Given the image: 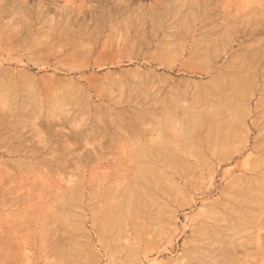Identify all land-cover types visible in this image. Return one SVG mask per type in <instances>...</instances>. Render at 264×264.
<instances>
[{
    "label": "rangeland",
    "instance_id": "obj_1",
    "mask_svg": "<svg viewBox=\"0 0 264 264\" xmlns=\"http://www.w3.org/2000/svg\"><path fill=\"white\" fill-rule=\"evenodd\" d=\"M81 1L74 0L77 5ZM140 1L134 3L135 8L141 4V9L145 6L150 11L153 3H159L153 12L167 10L162 28H159L162 24L154 27L155 34L147 36V45L144 41V46L138 36L152 26L149 19L145 29L141 27L143 20L136 16H132L133 20L127 17L128 20L121 23H102L105 26L94 35L96 39L93 37L90 41L84 39L87 35L83 36V43L95 45L96 51L92 60L87 61L90 63L87 67L80 68L82 64L86 66V60L78 61V66L75 63L80 68L78 71L69 59L62 60L67 47L65 41H69L72 34L64 32L62 42L53 41L58 23L52 19L61 22L55 8L50 9L52 15L48 18L43 15L33 18L32 26L21 20L11 22L8 18L0 23V64L3 66L0 68L9 67L14 73L25 69L37 77L39 83H48L50 78L55 83L40 91L42 102L39 101L35 109L42 113L37 121L45 128L43 113L51 111L58 118L63 117L58 121L60 126L56 123L57 129L63 127L60 130L70 132L69 128L73 127L74 132L80 131L82 137H87L80 141V135L77 138L73 131L69 133L70 140L75 139L72 144H77L73 152L78 154L67 158L70 163L66 159L65 170L57 171L49 170L46 163L38 162L26 152H9L11 148L2 146L4 135H1L0 264H264V57L249 55L246 51L248 46L264 45V33L257 34L263 36L260 43L254 38H244L239 30L251 28L257 19L264 21L263 15L254 14L258 8L264 11L261 7L264 0H201V9L207 6V14H216L212 15L215 21L206 20L205 27L210 32L205 34L207 37L198 32L201 22L194 26L191 17L184 21L194 0ZM169 1L174 2L173 5L165 6ZM201 13L198 21L206 18V13ZM136 22L138 26L133 24ZM183 22L184 27L180 24ZM132 24L136 25L137 32ZM169 25L177 26L179 32L184 28L185 32L182 30L178 36L167 35ZM17 28L24 30L19 37ZM14 33L21 38L20 42ZM100 46L109 51V59L104 55L103 60L95 64L93 57L105 51ZM122 46L125 55L121 49L114 50ZM239 46L243 49L238 52ZM236 51L238 54L234 56ZM36 53L42 54L43 59ZM131 69H140L144 80L131 78L127 74ZM106 73L119 78L121 74L126 75L125 85L113 87V93H106L103 83L96 82L107 77ZM1 75L0 120L11 118V113L17 112L20 98L31 90L23 84L20 88L17 84L20 79L15 74V85L12 76ZM7 77L11 82H7ZM251 78H256V82H250ZM60 80L82 85V101L87 94L91 96V105L99 103L110 109L107 111L111 116L104 115L107 117L98 125L100 128L97 127V130L103 129V135L94 132L98 134L94 137L92 128L89 133L88 127L95 123L94 114L98 110L93 106L91 109L84 106L82 110L81 98L72 97L58 107L51 104L54 100L47 98V92L59 95L69 88L59 83ZM210 80L213 84L209 86ZM178 82H185L186 86ZM68 84L65 85L71 88ZM22 89L24 92H20ZM32 104V101L26 103V109L33 107ZM17 126L15 135L30 139L26 147L36 145L34 137L38 138L31 135L30 125L19 123ZM80 126H83L82 131L78 130ZM5 127L0 128V132L5 131ZM85 132L87 135H83ZM12 141V145H18L16 140ZM19 153L23 154L19 156ZM87 153L91 159L85 158ZM52 154L48 156L51 158ZM80 154L84 158L79 157V161L85 162L78 167L76 160ZM176 154L184 162H177ZM28 160L34 168L29 167ZM67 238H70L68 246L78 248V261L68 255H56L58 240L67 241ZM66 241L64 246L69 243Z\"/></svg>",
    "mask_w": 264,
    "mask_h": 264
},
{
    "label": "bare ground",
    "instance_id": "obj_2",
    "mask_svg": "<svg viewBox=\"0 0 264 264\" xmlns=\"http://www.w3.org/2000/svg\"><path fill=\"white\" fill-rule=\"evenodd\" d=\"M64 1V0H63ZM67 1H68V4H67ZM94 1L96 2V3H94ZM139 1V3H141V1L140 0H86V1H81V3H78V5L74 2V0H66L64 3L65 4H62L61 3V0H0V23L1 22H4L3 21V19H9V20H11V22H15V21H18V20H21V21H24L25 22V24H27L28 26H32L33 25V18H37V19H39V18H41V15H43V17L45 16V17H49L50 15H52L51 14V8H55V14L57 13V10H58V16H60V18L59 19H61V22L58 20V19H56V21H55V19H52V21L54 20V22H56V23H58V28H57V30H56V27H55V32H54V34L57 32V34L53 37V41H60V42H62V39H64L63 37L64 36H62V33H64V32H70L69 34H72L71 35V39L69 40V41H65L66 43V45H67V47H66V51L63 53V56L62 57H64L62 60H68L69 59V61L71 62L70 64H72L73 65V67L75 68H77V71H78V69H82V66L83 67H87V65H89L88 63H87V61L88 60H92L91 59V56H93L94 55V53H95V45H93V46H89L88 44L86 45V44H84L83 43V36L84 35H87L86 37H84V39L86 38V39H88V40H94V39H92L93 37H94V35H97V31L99 30H101V28H103L104 26L102 25V23L103 24H105V23H107V22H110V21H112V22H115V21H117V23L119 22V23H121V21L123 22V20H128V19H132L133 20V18L134 17H132V16H136V18L138 19V20H143L142 22H143V24H141L142 26L141 27H143V29H145V25H146V23H147V20L149 19L150 21H152L151 23H152V26L150 27V28H148V29H145V30H142V32H140V36H138V40L139 39H143L142 41H140L142 44H143V42L144 43H146V39H148V35H151V36H154V34H155V30H153L154 29V27L155 26H157V25H161L162 23H164V21L166 20V18H167V14H166V12H167V10H165V12H163V11H159V9L157 10V11H155V12H153L154 10H156V6H158L159 5V3H153L152 4V6H150L151 7V10L149 11V10H146L145 8V6H144V8H140L141 7V4L140 5H138L137 4V8H135L134 6H136V5H134V3H136V2H138ZM201 0H194L192 3H190L191 5L189 6V8H188V11L189 12H186L185 13V15H184V19L185 18H187V20L188 19H190V17L192 18V20H193V25L195 26V25H197V22H201V26L199 27V30H198V32H199V34H203V36H206L207 37V35H205V34H209L210 32L209 31H207V28L205 27V25H207L206 23H207V21L206 20H211V21H215V19L216 18H214L215 16H216V14L214 15L213 13L211 14V13H206V10H207V6L206 7H202L203 9H201V3H199ZM69 2H71L72 4H75V6H73L72 7V5H70L69 4ZM154 2V1H153ZM173 3L174 2H172V1H169L168 3H166V5L165 6H167V5H173ZM79 4H81V5H79ZM183 5L185 4V3H182ZM64 5L66 6V5H69L68 6V8H65L64 7ZM143 6V5H142ZM164 6V7H165ZM261 7H262V9H264V2H263V6L261 5ZM155 8V9H154ZM171 8V7H170ZM136 9H138V10H140V11H138V10H136ZM171 10V9H170ZM50 11V12H49ZM152 11V12H151ZM203 11V13L205 12L206 13V18H204V19H199V21H198V19H197V17L198 16H200V13ZM257 12H255L254 14H256V13H258V14H260V15H263L264 16V11L263 10H261V9H259L258 8V10H256ZM54 12V11H53ZM209 12H210V10H209ZM189 14V16H187ZM202 14V13H201ZM253 14V13H252ZM214 17H213V16ZM187 16V17H186ZM255 16H257V14L255 15ZM254 16V17H255ZM127 17H128V19H127ZM130 17V18H129ZM199 18V17H198ZM256 18V17H255ZM43 19V18H42ZM145 19V20H144ZM169 19V18H168ZM183 19V20H184ZM262 19V18H261ZM49 20V19H48ZM191 20V21H192ZM258 20V19H257ZM256 20V23L254 22L253 24H252V26H251V28H246V29H239V30H242V31H240V35L241 36H243L244 38H246V39H248V38H254V40H260V43L262 42V37H260L259 35H262L263 33H264V21L262 22V20H258L257 21ZM184 21H186V19L184 20ZM182 22V21H181ZM190 22V21H189ZM210 22V21H209ZM208 22V23H209ZM217 22V21H216ZM16 23V22H15ZM166 23V22H165ZM221 23V22H220ZM244 23V22H243ZM47 24V23H46ZM133 24H136L137 26H138V24H137V22L136 23H133ZM132 24V25H133ZM149 24V23H148ZM171 24V23H170ZM183 27H184V25H185V22H183V23H180ZM180 24H179V26H180ZM199 24V23H198ZM211 24H213V23H211ZM215 24V23H214ZM225 24V23H224ZM43 25V24H42ZM45 25V24H44ZM44 25H43V27H44ZM48 25V24H47ZM75 25H76V27H75ZM126 25V24H125ZM135 25V26H136ZM168 25V24H167ZM176 25H178V24H176ZM186 25L188 26V24H187V22H186ZM191 26V27H194V26ZM235 25V24H234ZM243 25V24H242ZM245 25H246V23H245ZM40 27H41V24L39 25ZM46 26V25H45ZM101 26H103V27H101ZM134 25L132 26V28H133V30H134V27H135ZM147 26V25H146ZM162 26H163V24L159 27V28H162ZM170 26V25H169ZM169 26H168V28L166 29L168 32H170V33H168L166 30H165V33L167 34V35H170V36H178V34H182V32L184 31L185 32V30H184V28L183 29H181V31L179 32L178 31V29H177V26H170V28H169ZM178 26V27H179ZM237 26L238 27H241V26H239L238 25V22H237ZM236 26V27H237ZM247 26H248V24H247ZM250 26V25H249ZM20 27V26H19ZM113 27H114V25H113ZM141 27H140V29H141ZM148 27V26H147ZM221 27V26H220ZM224 27V26H223ZM232 27V26H231ZM246 27V26H245ZM245 27H243V28H245ZM13 28V27H12ZM14 28H16V27H14ZM138 28V27H137ZM174 28H175V30H174ZM186 28V27H185ZM204 28V31L202 30ZM212 28V26L209 28V30ZM20 29L21 28H17V29H15L16 30V34H18L17 36L19 37V35L22 33V31H24L23 29L20 31ZM136 29V28H135ZM173 30V31H170V30ZM188 29H189V27H188ZM187 29V31H189ZM227 29V28H226ZM234 29H236L235 27H234ZM27 30V29H26ZM51 30V29H50ZM183 30V31H182ZM214 30L216 31V29L214 28ZM219 30V29H218ZM237 30V29H236ZM238 30V31H239ZM10 31H12L13 32V30H11L10 29ZM10 31H9V33H10ZM159 31V30H158ZM192 31H194V30H192ZM222 31V30H221ZM233 32H236V31H234V30H232ZM27 32V31H26ZM29 32V31H28ZM67 32V33H68ZM134 32H137V30L135 31L134 30ZM220 32V31H219ZM67 33H66V36H67ZM139 33V32H138ZM164 33V34H165ZM190 33V32H189ZM212 33H213V31H212ZM215 33V32H214ZM221 33V32H220ZM227 33V32H226ZM15 34V33H14ZM16 34L14 35V36H16ZM180 34V35H181ZM228 34V33H227ZM227 34H225V35H227ZM257 34H259V35H257ZM12 35V34H11ZM10 35V36H11ZM63 35H65V34H63ZM158 35V34H157ZM167 35H164L163 37L165 38V36L167 37ZM211 35V34H210ZM16 36V39L18 40L17 42H20L19 40H21V38L19 39L18 37ZM24 36V34L22 35V38H24L23 37ZM90 37V39H89V37ZM213 36V35H212ZM228 36H229V34H228ZM235 36V35H234ZM234 36H233V38H234ZM88 37V38H87ZM150 37V36H149ZM209 37V36H208ZM8 38H9V36H8ZM8 38H7V41L9 42V41H11V39L9 38V40H8ZM74 38V39H73ZM95 39H96V36L94 37ZM164 38H161V39H163V40H165ZM201 38V37H200ZM13 39V38H12ZM15 39V38H14ZM14 39H13V41H14ZM15 39V40H16ZM4 40H5V37H4ZM88 40H86V43H87V41ZM137 40V41H138ZM149 40H152L151 38H149ZM148 40V41H149ZM167 41H168V37H167V39H166ZM231 40H232V38H231ZM138 41V42H139ZM251 41V40H250ZM5 42H6V40H5ZM23 42V41H22ZM63 42H64V40H63ZM84 42H85V40H84ZM93 42V41H92ZM150 42H152V41H150ZM161 42V41H160ZM228 42V41H227ZM230 42V41H229ZM228 42V43H229ZM233 42V41H232ZM242 42V44H244L245 42H243V41H241ZM248 43H250L249 41H247ZM252 42V41H251ZM12 43V42H11ZM96 43V42H95ZM104 43V42H103ZM137 43V42H136ZM259 43V42H258ZM263 43H264V40H263ZM61 45H62V43H60ZM60 44H59V46H60ZM97 44H99V43H97ZM141 44V45H142ZM150 44V43H149ZM148 44V46H150ZM168 44V43H167ZM19 45V44H18ZM34 45V44H33ZM58 45V44H57ZM101 45V44H100ZM105 45V44H104ZM135 45V44H134ZM144 46H146L147 45V43H146V45L145 44H143ZM160 45V44H159ZM162 45V44H161ZM241 45V44H240ZM245 45V44H244ZM248 45H250V44H248ZM38 46V45H37ZM64 46V45H63ZM96 46H98V45H96ZM137 46H138V44H137ZM242 46V45H241ZM241 46H239L238 48H237V50H238V52L239 51H242V47ZM258 46V45H257ZM41 47V46H40ZM65 47V46H64ZM91 47V48H90ZM100 47H104V46H100ZM107 47V46H106ZM138 47H142V46H138ZM164 47V46H163ZM33 48H34V46H33ZM33 48L31 49V52H32V50H33ZM108 49H109V46L107 47ZM106 48V49H107ZM122 48H123V46H122ZM122 48H119V49H114V50H119L120 51V49L121 50H123L122 52H123V54L125 53V51H124V48L122 49ZM135 48V47H134ZM133 48V49H134ZM160 48V47H159ZM38 49V48H37ZM63 49V48H62ZM103 49V48H102ZM101 49V52L103 51V50H105V47H104V49L102 50ZM110 49H112V48H110ZM132 49V50H133ZM140 49H142V48H140ZM163 49V48H162ZM165 49V48H164ZM168 49V48H167ZM126 50V49H125ZM100 51V50H99ZM108 51V50H107ZM106 50L105 51H103L102 53H99V52H97V55L98 56H95V57H93V58H95V64L97 63V64H99L102 60H103V57L102 56H104V55H109V51L107 52ZM113 51V50H112ZM141 51V50H140ZM246 51L249 53V55L250 54H253V55H255V56H257V57H264V45H261L260 44V46L259 47H255V46H248V47H246ZM30 52V53H31ZM44 52V51H43ZM43 52H39V53H43ZM118 52V51H117ZM127 52V51H126ZM193 52V51H192ZM237 52V51H236ZM235 52V53H236ZM238 52L234 55V56H236L237 54H238ZM115 53L116 52H114L113 53V55H115ZM119 53H121V52H119ZM118 53V54H119ZM34 54V53H33ZM44 54V53H43ZM52 54H53V52H52ZM128 54V53H127ZM130 54V53H129ZM240 54V53H239ZM247 54V53H246ZM39 54H37L36 53V56H38ZM40 55H42V54H40ZM39 55V59H41V57L43 56H40ZM45 55H47V53L45 54ZM108 55H107V57H108ZM120 55V54H119ZM125 55V54H124ZM32 56H34V55H32ZM112 56V55H111ZM121 56H123V55H121ZM113 57V56H112ZM118 57V56H117ZM252 57V56H251ZM35 58V57H34ZM49 58V57H48ZM78 58H79V60H78ZM208 58V57H207ZM240 58V57H239ZM35 59H37V58H35ZM34 59V60H35ZM43 59V58H42ZM41 59V60H42ZM105 59V58H104ZM108 59H109V57H108ZM117 59V58H116ZM241 59H244V58H241ZM49 60V59H48ZM57 60V59H56ZM60 60V59H59ZM58 60V61H59ZM64 60V61H65ZM85 61L86 62V66L84 65V64H82L81 66H80V68L79 67H77L80 63H83V62H81V61ZM232 60H234V59H232L231 58V61ZM239 60V59H238ZM254 60H256V59H254ZM80 63H79V62ZM159 61V60H158ZM242 61H244V60H242ZM41 62V61H40ZM77 62L79 63V64H77ZM229 62V61H228ZM255 62V61H254ZM67 63V62H66ZM75 63H76V65H75ZM253 63V62H252ZM257 63V62H256ZM259 63V62H258ZM69 64V63H68ZM101 64H103V63H101ZM242 64V63H241ZM19 65V64H18ZM24 65V64H23ZM72 65L70 66V67H72ZM222 65H224V64H222ZM227 65V64H226ZM234 65V64H233ZM246 65H247V63H246ZM59 66V65H58ZM98 66V65H97ZM235 66V65H234ZM237 66V65H236ZM241 66V65H240ZM243 66V65H242ZM252 66H254V63H253V65ZM259 66V65H258ZM0 67H3L2 66V64H0ZM226 67V66H225ZM67 68V67H66ZM69 68V67H68ZM74 68H72V69H74ZM75 68V69H76ZM23 69V68H22ZM74 69V70H75ZM229 69V68H228ZM256 69V68H255ZM263 70V69H262ZM70 71H72L71 69H70ZM131 71V73L129 72H127V74H129L130 76H131V78H139L141 81L142 80H144L143 79V77H145L144 75H143V73L142 72H140V69H139V71L138 70H130ZM132 71H134V72H132ZM238 71V70H237ZM56 72V71H55ZM140 72V73H139ZM141 73H142V75H141ZM1 74H3L4 76H12V80H13V84L15 85V79H14V76H16L17 77V79L19 78L20 79V81L17 83L18 84V86L20 87V84H23L24 85V87L26 86L28 89H31V90H28L29 92H28V94L27 95H22L23 97H22V99L20 98V103L18 104L19 105V107L17 108V110H15V111H17V112H13L14 114H12L11 112V118H9L8 116L7 117H5V119H2V120H0V128H4L5 126L4 125H7V124H9L8 126H6L5 127V131H2V132H0L1 134H0V137H1V135H4V137L2 136L1 137V140H2V138H3V140H2V146H8V149H10V151L9 152H14V154H15V152H23V153H28L30 156H33V157H35L36 159L35 160H37L38 162H44V163H46L47 165V167H49L48 169L49 170H53V169H58L57 171H59V169H64L65 170V166H66V159L67 158H69L70 157V159H71V156H73L74 155V157H75V155L76 154H78V153H76L75 154V152H73L74 151V149H72L75 145H77L75 142V145H73L72 144V142L73 141H75V139L72 141V140H70L71 139V137H69V133L71 132V133H73L74 131H73V127H71V126H69V127H71V128H73V129H71V128H69L70 130V132H66V131H63V130H60V128L62 129L63 127H60V128H56V123H60V122H58L59 120H61V118H63V117H60V118H58L57 116H56V114H54V113H52L51 111H48V112H44L43 113V118H42V123L45 125V128H43L42 127V125L40 124V122L39 121H37V119L38 118H40V114L42 113H40V112H38L35 108H37V104H38V102L40 101V102H42V97H41V93H40V91L42 90V88H44V89H47V88H51V84H55V83H52L51 82V78L49 79V82L47 83V82H42V83H39L37 80H36V78L37 77H35L34 78V75L33 74H31V73H29L28 71H26L25 69L24 70H21V71H19L18 73H14L13 72V70L12 69H10L9 67H7V68H0V76H2ZM15 74V75H14ZM107 74V73H106ZM110 74V73H109ZM107 74V77H106V75H105V77H103V78H105V79H101L100 77V79L101 80H97L96 82H98V83H103V85L106 87L104 90L106 91V93H109L110 91H111V93H113L112 91H114L113 90V87H114V89L115 88H122V85H125L124 84V82H123V80H125L126 79V75H122L121 74V76H120V78L117 76V77H114L112 74ZM145 74V73H144ZM14 75V76H13ZM84 75V74H83ZM120 75V74H119ZM148 75V74H147ZM220 75V74H219ZM149 76V75H148ZM9 77H7V78H9ZM53 77V76H52ZM86 77V76H85ZM95 77V76H94ZM94 77H93V79H94ZM147 77V76H146ZM151 77V76H150ZM154 77V76H153ZM54 78V77H53ZM52 78V79H53ZM58 78V77H57ZM62 78V77H61ZM147 78H149V77H147ZM147 78H146V80H147ZM162 78V77H161ZM164 78H165V76H164ZM163 78V79H164ZM167 78V77H166ZM165 78V79H166ZM16 79V80H17ZM43 79V78H42ZM48 79V78H47ZM71 79V78H70ZM93 79H91V80H93ZM128 79V78H127ZM164 79V80H165ZM168 79V78H167ZM214 79V78H213ZM213 79H211V80H213ZM169 80V79H168ZM167 80V81H168ZM209 81L208 83H209V86L211 85L210 83L212 82V81ZM218 80V79H217ZM255 80H257L256 78L254 79V80H252V78L250 79V82H253V83H255L256 81ZM42 81H44V80H42ZM48 81V80H47ZM61 81V82H60ZM60 81H58L59 83H64V87L65 88H67V87H69L70 88V86H66L65 84H68V85H70L71 84V88L69 89H67V90H64L63 92H61L59 95H53V93H51V91L50 92H47V98H49L50 100H54V101H51V104L54 106H61V104L64 102V101H66V100H68V99H70V98H72V97H76L77 99H79V98H81V100H80V103H79V106L82 108V110L85 108L84 106H86V107H88V108H92V106L93 107H95V110H98V112L97 113H95L94 114V122L96 123V126H95V123L94 124H92L90 127H88L89 128V133H91L90 132V129H91V131L93 132V135H95L94 134V132H96V133H98V132H101V134H102V132H103V129H102V131H100L99 129L97 130V127H98V125L100 124H102L103 122H104V119L107 117H105L104 115H107L108 113L110 114V115H108L109 117L111 116V113L109 112V111H107L109 108L107 107V106H103V105H98V104H93V105H91L90 104V101H89V98L91 97V96H89V95H87V94H85L84 96H85V100L84 101H82V93H83V88H82V85H79V84H77L75 81H69V82H64V80H60ZM89 81V80H88ZM133 81V80H132ZM138 81V80H137ZM140 81V82H141ZM169 81H171V79L169 80ZM168 81V83H171V82H169ZM7 82L9 83V82H11L10 81V78H9V80L7 79ZM17 82V81H16ZM55 82V81H54ZM123 82V83H122ZM166 82V81H165ZM172 82H173V79H172ZM174 82H175V80H174ZM173 82V83H174ZM176 82H177V80H176ZM180 82V81H179ZM178 82V83H179ZM182 82V81H181ZM187 82V81H186ZM95 83V82H94ZM143 83V82H142ZM188 83V82H187ZM56 84H57V82H56ZM172 84V83H171ZM179 84H185V82L184 83H179ZM179 84H176L175 83V85H176V87H178V85ZM212 84H213V82H212ZM40 85H42V86H40ZM93 85V84H92ZM175 85H174V87H175ZM8 86V85H7ZM56 86V85H55ZM60 86V85H59ZM58 86V87H59ZM97 86V85H96ZM135 86V85H134ZM173 86V85H172ZM185 86H186V84H185ZM205 86H206V84H205ZM61 87H62V85H61ZM140 87V86H139ZM143 87V86H142ZM204 87V86H203ZM207 87V86H206ZM212 87V86H211ZM253 87H254V85H253ZM21 88V87H20ZM34 90H33V89ZM56 88H57V86H56ZM125 88H126V86H125ZM124 88V89H125ZM130 88V87H129ZM173 88V87H172ZM181 88H183V87H181ZM24 89V88H23ZM23 89L20 91V92H22L23 91ZM53 89H55V88H53ZM96 89H97V87H96ZM95 89V90H96ZM101 89V88H100ZM227 89V88H226ZM25 90V89H24ZM27 90V89H26ZM49 90V89H48ZM123 90V89H122ZM177 90H179V89H177ZM181 90V89H180ZM184 90V89H183ZM187 90V89H186ZM57 91V90H56ZM102 91V90H101ZM24 92V91H23ZM26 93V92H25ZM110 93V94H111ZM224 93V92H223ZM24 94V93H23ZM43 94H45V92L43 93ZM225 94V93H224ZM106 95V94H105ZM98 96H99V94H98ZM15 97V96H14ZM100 97V96H99ZM103 97V96H102ZM12 98V97H11ZM43 98H45V96L43 97ZM54 98V99H53ZM57 100H58V102H57ZM91 100V99H90ZM31 101H32V106L33 107H31V108H29V107H27L28 109H26V103H28V102H30L31 103ZM89 101V102H88ZM44 102V101H43ZM79 102V101H78ZM45 103V102H44ZM17 105V104H16ZM28 106V105H27ZM41 106V105H40ZM44 107V106H43ZM106 108V109H105ZM108 108V109H107ZM39 109V108H38ZM105 110L107 111V112H105ZM110 110V109H109ZM13 111V110H12ZM28 111H30V112H28ZM79 111H80V108H79ZM103 111V112H102ZM102 114H101V113ZM211 113V112H210ZM71 114V113H70ZM10 116V115H9ZM17 116H20L19 118H16ZM33 116V117H32ZM66 116H68V115H66ZM105 117V118H104ZM108 117V118H109ZM2 118V117H1ZM65 119V118H64ZM63 119V122L61 123V124H63L64 123V121L65 120H68V119H65L64 120ZM73 119V118H72ZM113 119V118H112ZM109 120V119H108ZM121 120V119H120ZM119 120V121H120ZM124 120V119H123ZM194 120V119H193ZM70 122H71V119L69 120ZM74 121V120H73ZM118 121V122H119ZM86 122V121H85ZM127 122V121H126ZM19 123H23V124H25V123H28L29 125H30V132H31V135L32 134H34L35 136H37V138L38 139H35V137H34V141L36 140V145H33L32 147H26L27 146V143L29 142V140H26V138L27 137H25V136H17V135H15V132H16V130L15 129H17L18 128V124ZM71 123H73V122H71ZM108 123V122H107ZM106 123V124H107ZM120 123V122H119ZM121 123H122V121H121ZM57 124V126H60V124L58 125ZM68 124V123H67ZM66 124V125H67ZM83 124V123H82ZM81 124V125H82ZM87 124H88V120H87ZM105 124V125H106ZM111 124V123H110ZM22 125V124H21ZM108 125V124H107ZM107 125H106V127H107ZM113 125V124H112ZM23 126V125H22ZM64 126V125H63ZM73 126V125H72ZM74 126H76V125H74ZM104 125H102V128H106V127H103ZM195 126V125H194ZM81 127V126H80ZM83 127V126H82ZM82 127L81 128H79L78 130H81L82 131ZM111 127V126H110ZM109 127V128H110ZM124 127V126H123ZM65 128H66V126H65ZM64 128V129H65ZM77 128H78V126H77ZM86 128V127H85ZM87 128V129H88ZM98 128H100V127H98ZM108 128V127H107ZM107 128L105 129V130H107ZM15 130V131H12V130ZM87 129H86V131H87ZM4 130V129H3ZM28 130V129H27ZM66 130H67V128H66ZM6 131H7V133H6ZM73 131V132H72ZM109 131V130H108ZM3 132L4 133H6L7 135H5V134H3ZM88 132V131H87ZM46 133V134H45ZM80 131H75L74 132V134L73 135H75V137L77 136V138H78V136L81 134L82 135V132L80 133ZM88 133V134H89ZM108 133V132H107ZM107 133H106V131H105V134L107 135ZM84 134H86V132L85 133H83V135ZM100 134V135H101ZM46 135V136H45ZM80 135V136H81ZM87 135V134H86ZM92 134H90V136H91ZM92 135V136H93ZM97 136H98V134H96ZM96 135L94 136V137H96ZM99 135V137H101ZM103 135V134H102ZM70 136H71V134H70ZM89 136V135H88ZM31 138H33L32 136H30ZM74 137V136H73ZM84 137V136H83ZM82 136L79 138L80 139V141L82 140L81 138H83ZM86 137V136H85ZM85 137L83 138V139H85ZM105 137V136H104ZM103 137V139H105ZM113 137V136H112ZM87 138V137H86ZM28 139V138H27ZM12 140H16L17 142H18V145H12V143L11 142H13ZM15 141V142H16ZM33 141V140H32ZM61 141H64L63 143H61ZM72 141V142H71ZM79 140H77V142H78ZM85 141V140H84ZM100 141H103V140H100ZM16 142V143H17ZM39 143V144H38ZM82 143V142H81ZM32 144V143H31ZM99 144V143H98ZM102 145V144H101ZM1 148V147H0ZM95 149V148H94ZM96 150V149H95ZM88 151V150H87ZM97 151V150H96ZM43 152H45V153H43ZM93 152H95V151H93ZM92 152V153H93ZM17 153H16V156H17ZM22 153V154H23ZM40 153V155H38ZM48 153H53L52 154V157L50 158V156H48ZM91 153V152H90ZM91 153V154H92ZM97 153H98V151H97ZM97 153H95L96 155L95 156H98L99 155V153H98V155H97ZM13 154V155H14ZM22 154H20L19 153V156L20 155H22ZM27 154V155H28ZM83 154V153H82ZM85 154V153H84ZM147 154H149V153H147ZM28 155V156H29ZM49 155H51V154H49ZM87 155H88V157H85V158H87V159H91L90 158V155H89V153H87ZM93 155H94V153H93ZM92 155V156H93ZM84 155H82L81 156V154L80 155H78V160H76V163H77V166L78 167H81V162H82V159L84 158L83 157ZM95 156H93V157H95ZM180 156V155H179ZM178 156V154H176V160H177V162H180V163H182V162H184V160L181 158V157H179ZM49 157V158H48ZM79 157L80 158H82L80 161H79ZM48 158V159H47ZM73 158V157H72ZM76 158H77V156H76ZM29 159V158H28ZM73 159H75V158H73ZM19 160H21L22 162L24 161L23 159H20L19 158ZM31 160V159H30ZM30 160H28L31 164L29 165V167H35V165L33 166L32 165V161H30ZM68 160V163H70L69 162V159H67ZM11 161H13L12 159H11ZM1 162V161H0ZM16 161H14V163H15ZM22 162H20V163H22ZM73 161H71V163H72ZM75 162V161H74ZM85 162V161H84ZM84 162H82V163H84ZM17 163V162H16ZM17 164H19V163H17ZM41 164H43V163H41ZM3 165H4V163H3ZM32 165V166H31ZM70 165H72V164H69V166ZM84 165V164H83ZM82 165V166H83ZM19 166V165H18ZM24 166V165H23ZM44 166V165H43ZM68 165H67V169H68V167H69ZM73 166H74V164H73ZM72 166V167H73ZM76 166V165H75ZM74 166V167H75ZM10 167V166H9ZM13 168H15V166H12ZM39 167V166H38ZM181 167V166H180ZM185 167H186V165H185ZM188 167V166H187ZM12 168V169H13ZM17 168V167H16ZM23 168V167H22ZM26 168V167H25ZM31 168H29V169H31ZM51 168V169H50ZM70 168H71V166H70ZM86 168V167H85ZM182 168V167H181ZM181 168H178L179 170L181 169ZM7 169V168H6ZM9 169V168H8ZM41 169V168H40ZM75 169V168H74ZM194 169V168H193ZM14 170V169H13ZM76 170H77V167H76ZM78 170H79V168H78ZM188 170V169H187ZM17 172V171H16ZM16 172H15V174H16ZM56 172V171H55ZM141 173V172H140ZM186 174V173H185ZM7 175V174H6ZM262 175V174H261ZM136 177V176H135ZM135 179V178H134ZM143 179V178H142ZM172 179V178H171ZM133 184V183H132ZM133 188V187H132ZM178 189V188H177ZM132 190V189H131ZM253 192V191H252ZM133 193H134V195L136 194L134 191H133ZM263 198V197H262ZM133 200V199H132ZM136 200V199H135ZM141 201V200H140ZM128 203V202H127ZM131 204V203H130ZM131 205H133V204H131ZM123 206V205H122ZM130 206V205H129ZM132 207V206H131ZM130 207V208H131ZM116 208V207H115ZM144 208V207H143ZM132 209V208H131ZM66 210V209H65ZM120 210V209H119ZM117 211V210H116ZM131 212V211H130ZM61 217V216H60ZM112 217V216H111ZM127 219V218H126ZM61 220V219H60ZM110 221H111V219H110ZM236 224V223H235ZM67 225V224H66ZM132 225V224H131ZM241 226V225H240ZM243 226V225H242ZM133 227V226H132ZM234 227V226H233ZM101 229H103V228H101ZM138 229V228H137ZM102 231V230H101ZM109 232V231H108ZM114 232V231H113ZM113 232H112V234H113ZM65 233V232H64ZM100 233V232H99ZM116 234H118V233H116ZM68 235V234H67ZM34 237V236H33ZM112 237V236H111ZM213 237V236H212ZM232 237V236H231ZM73 238L74 237H72V243L74 242L73 241ZM68 239H70V238H67V241H69ZM75 239V238H74ZM60 240V239H59ZM59 240H58V244L56 245V246H58V249H56L57 250V254L56 255H58V256H64V255H68V256H70V259H72V258H75L74 260H79V252H78V248L77 247H74L73 249H72V247L69 245L68 246V244H70V241H69V243H67L65 246H64V241H66V239L64 240H61L60 242H59ZM66 241V242H67ZM76 242V243H75ZM75 242H74V244L76 245L77 244V241H76V239H75ZM233 242V241H232ZM72 245V246H75V245ZM235 245H236V243H235ZM69 247H71V249L69 248ZM56 248V247H55ZM217 249V248H216ZM230 251V250H229ZM211 253H213V252H211ZM210 253V254H211ZM233 254V253H232ZM226 255V254H225ZM72 257V258H71ZM211 257V256H210ZM59 261V260H58ZM65 261H67V260H65ZM64 261V262H65ZM75 263V262H74ZM59 264H62V262H60ZM64 264V263H63ZM69 264H73V263H69ZM213 264V263H212Z\"/></svg>",
    "mask_w": 264,
    "mask_h": 264
}]
</instances>
